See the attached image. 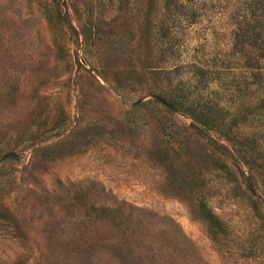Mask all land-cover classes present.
Returning a JSON list of instances; mask_svg holds the SVG:
<instances>
[{
    "label": "rangeland",
    "instance_id": "374dc122",
    "mask_svg": "<svg viewBox=\"0 0 264 264\" xmlns=\"http://www.w3.org/2000/svg\"><path fill=\"white\" fill-rule=\"evenodd\" d=\"M246 3L0 0V264H264L263 90L233 36ZM160 89L223 126L131 109ZM216 141L248 157L242 174Z\"/></svg>",
    "mask_w": 264,
    "mask_h": 264
},
{
    "label": "trees",
    "instance_id": "16d2710c",
    "mask_svg": "<svg viewBox=\"0 0 264 264\" xmlns=\"http://www.w3.org/2000/svg\"><path fill=\"white\" fill-rule=\"evenodd\" d=\"M246 2L247 3L243 12L242 24L238 25L240 30H235L233 32V36L235 37V42L240 46L239 49L243 67L248 71V73L253 75L254 80L261 87V91L263 90V94L261 97H259L260 99H258V102L263 103H259L257 107L259 108V111L264 114V0H246ZM167 21L168 19L164 21L166 24L163 23L161 25L165 49H168L170 45H172V41L174 39V34L172 30H170L171 24L167 23ZM197 70L199 79H202V68L197 67ZM192 71L195 76L193 69ZM150 95L151 98L135 100L131 106V109L142 107L144 104L149 102L153 103L156 106V109L162 108L165 111L171 113L183 112L190 118L186 128L188 127V129L192 130L198 128L200 125L218 128L224 124L225 119H223V117H221L222 119H220V121H216L214 116H212L213 106H211V103L207 105L205 102L199 103L198 101H194L192 99H175L172 95H169L166 91H164V89L150 93ZM223 134L228 140L229 135L227 133ZM205 142H207V140H205ZM217 144V147H221V150L217 148L219 153L222 152L223 154L222 150L227 151V154L224 155V158H227L228 155L235 156L232 159V162H234V165L236 168H238V172H241L242 174L243 172L238 165L240 159L236 160V155L241 156L244 161H246V158L248 157L245 154L239 155L233 151L231 146L228 147L224 143L218 142ZM224 165L226 166L228 164L225 162ZM217 172L220 171L216 170L215 173ZM227 173L231 174V178L234 182H237L238 176L235 175L233 168L228 169ZM217 174L220 175L219 173ZM199 207L204 219H207L210 224L220 226L222 221L219 220L218 217L206 207L204 201L200 200Z\"/></svg>",
    "mask_w": 264,
    "mask_h": 264
}]
</instances>
